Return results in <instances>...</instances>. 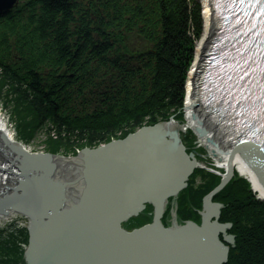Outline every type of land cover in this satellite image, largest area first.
<instances>
[{
	"label": "trees",
	"instance_id": "1",
	"mask_svg": "<svg viewBox=\"0 0 264 264\" xmlns=\"http://www.w3.org/2000/svg\"><path fill=\"white\" fill-rule=\"evenodd\" d=\"M20 1L0 14V101L24 144L55 130L46 151L70 153L173 116L183 122L185 83L203 28L195 0ZM186 139L191 153L192 135ZM220 182L196 170L178 197L179 221L200 224L203 199ZM214 202L224 206L220 221L232 224L236 237L227 264H264V203L250 184L235 174ZM152 212L148 206L124 227L151 223ZM24 244L27 230L0 234V264H26Z\"/></svg>",
	"mask_w": 264,
	"mask_h": 264
},
{
	"label": "water",
	"instance_id": "2",
	"mask_svg": "<svg viewBox=\"0 0 264 264\" xmlns=\"http://www.w3.org/2000/svg\"><path fill=\"white\" fill-rule=\"evenodd\" d=\"M17 3L0 0V12ZM199 117L193 115L202 124ZM180 130L160 123L124 140L85 149L81 155L84 189L77 203L67 195L75 184L54 178L52 155L30 154L0 132V159L8 155L11 165L6 170L7 185L0 184V214L13 211L30 220L27 263L226 264L230 249L224 243L233 246L235 237L227 234L231 225L219 223L222 206L213 204L212 198L229 183L231 171L205 198L201 227L192 222L178 226L175 221L170 229L162 225L169 199L188 187L198 167L194 154L186 153ZM207 131L205 126L196 129L201 138ZM44 163L46 169L40 167ZM240 165L235 160L234 168ZM147 205L154 207L151 225L131 233L121 228Z\"/></svg>",
	"mask_w": 264,
	"mask_h": 264
},
{
	"label": "bare ground",
	"instance_id": "3",
	"mask_svg": "<svg viewBox=\"0 0 264 264\" xmlns=\"http://www.w3.org/2000/svg\"><path fill=\"white\" fill-rule=\"evenodd\" d=\"M202 1H203V4L205 5V8H204L205 31L196 49V58H195V63L193 67L195 68L194 73L193 74L190 73L189 75V79L192 85L191 84L188 85L187 90H189L191 94L193 93V89H194L193 80L196 76L197 70L200 68V63L202 61L203 53L207 49V46L210 43V40L214 35V31H215L214 28L217 25L216 17L210 14V11L214 12L212 5H211V0H202ZM192 104H193L192 97L188 98L187 104H186L187 123L184 129L187 131L190 129L195 130L198 126H201L198 123V121L193 119L195 110ZM199 119L204 123L205 120H202L201 117H199ZM174 126H176V124H174ZM0 131L6 133L7 136L10 138L11 131L7 127L6 121L3 119L1 109H0ZM214 137H215L214 131L210 130L207 133V137L198 139V144L202 146H206L209 152L214 148V158L216 159V161L221 167H225L227 168V170L229 169V167L232 170L238 169V171L240 172L239 174L242 177L246 178L249 181H252V176L249 175L251 174V172L245 165H240L234 168L235 160L233 159V156L237 154L236 152L233 153L232 149L228 146L219 145V148H216V147H213L210 143H208V139L211 138L214 140L215 139ZM54 164L56 165L57 168L58 167L60 168L58 171L59 175H61V172H63L65 179L66 178L70 179L67 181V183H76L74 186H70L67 190V194L71 198L72 202H76L80 198L81 193L84 189V183L81 180V170L83 169L82 168L83 163L80 160L75 159V158L66 160L64 158L57 157L54 160ZM8 167L9 166H8L7 161H3L2 164L0 163V169L3 170L2 176L0 177L1 182H4L6 181V179L9 178L6 172V169ZM60 181L65 182V180H60ZM253 189L256 192V195H255L256 199L264 203V189L261 187V185L253 184ZM69 191H72V194H69ZM15 217H16V214L13 212H9L7 214H0V227H3L7 223L11 222L12 219ZM230 225H231L230 226L231 229L229 231L231 232L233 226L232 224Z\"/></svg>",
	"mask_w": 264,
	"mask_h": 264
},
{
	"label": "rangeland",
	"instance_id": "4",
	"mask_svg": "<svg viewBox=\"0 0 264 264\" xmlns=\"http://www.w3.org/2000/svg\"><path fill=\"white\" fill-rule=\"evenodd\" d=\"M198 2H199V5H200V7H202V16H203V33H202V36H203V34H204V31H205V21H204V4H203V1L202 0H197ZM202 36H201V38H202ZM200 38V39H201ZM200 41V40H199ZM199 41L197 42V45H196V49H197V47H198V44H199ZM196 49H195V56H194V59L196 58ZM192 67H193V65H192ZM191 67V68H192ZM188 82H189V79H188ZM0 108H1V110H2V116H3V118H4V120L6 121V123H7V126L9 127V129L13 132L14 131V129H13V127L11 126V124H12V121H11V119H10V111L9 110H5L4 109V106H3V104H2V102H0ZM185 112H186V110H184ZM189 131H191V130H189ZM188 133V132H187ZM189 134V133H188ZM45 139V137L44 136H38V137H36L35 138V140L30 144V148H31V151L32 152H43V150L45 149L44 148V144H43V140ZM195 140V139H194ZM195 144H196V150L198 151V155H199V157H198V159H199V167H201V168H204V169H206V162H208V160L210 159L211 160V158L208 156V150H206V149H204V147L202 146V145H200V144H198V139H196V141L194 142ZM210 154V153H209ZM214 162V161H213ZM210 171H212V170H210ZM215 172H217V171H215ZM61 173H63V172H61ZM202 180V179H201ZM201 180L198 178L197 179V181H196V183H197V185H199V183L201 182ZM21 217H16V219H12V221L14 222V221H17V225H18V228L19 229H24V228H28V226H29V221H27L25 218H21ZM11 221V222H12ZM10 223V222H9ZM9 225V224H8ZM7 224L6 225H4L3 227H0V231H3V233H4V235H5V237L6 236H8L9 234H11L14 230H7V228H5L6 226H8ZM5 228V229H4Z\"/></svg>",
	"mask_w": 264,
	"mask_h": 264
}]
</instances>
